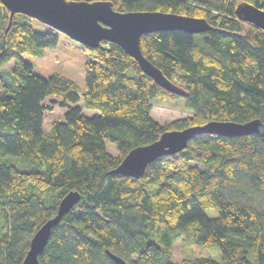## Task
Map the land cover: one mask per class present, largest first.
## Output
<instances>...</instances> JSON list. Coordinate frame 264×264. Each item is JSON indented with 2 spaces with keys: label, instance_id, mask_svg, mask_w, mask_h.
<instances>
[{
  "label": "trees",
  "instance_id": "16d2710c",
  "mask_svg": "<svg viewBox=\"0 0 264 264\" xmlns=\"http://www.w3.org/2000/svg\"><path fill=\"white\" fill-rule=\"evenodd\" d=\"M120 11L160 10L204 17L201 32L155 30L140 35L143 55L182 87L174 94L142 72L118 44L82 46L85 88L54 72L32 71L22 53L39 55L57 42L33 29L26 14L0 1V154L29 160L32 169L0 162V264H20L35 229L69 190L79 198L50 228L38 264H264V29L234 14L240 1L110 0ZM14 65L7 76L2 65ZM60 95L62 120L42 128L43 102ZM96 113L86 115L77 103ZM182 97L189 116L158 123L154 99ZM259 120L256 132L197 133L186 145L149 161L138 177L109 172L136 145L168 129L210 119ZM109 140L117 153L105 146ZM206 207L216 209L210 216ZM190 230L211 256L169 259L173 241Z\"/></svg>",
  "mask_w": 264,
  "mask_h": 264
},
{
  "label": "water",
  "instance_id": "95a60500",
  "mask_svg": "<svg viewBox=\"0 0 264 264\" xmlns=\"http://www.w3.org/2000/svg\"><path fill=\"white\" fill-rule=\"evenodd\" d=\"M9 10V20L15 12L23 13L67 35L82 46L96 47L101 40L118 44L138 63L143 73L149 75L164 89L177 94L185 90L166 78L158 67L142 53L139 40L142 33L183 29L201 32L212 26L204 17L160 10L120 11L112 7L110 0H0ZM234 14L241 20L264 29V9L247 1L234 7ZM259 120L244 122L229 119H210L203 124L181 129H168L155 140L133 146L109 172L138 177L147 163L159 155L170 154L183 148L197 133H215L235 136L256 132ZM76 190L67 191L58 201L56 212L41 223L30 236L28 248L20 264H38V254L44 248L50 228L61 215L79 198ZM118 264H128L118 255L106 250Z\"/></svg>",
  "mask_w": 264,
  "mask_h": 264
},
{
  "label": "rangeland",
  "instance_id": "374dc122",
  "mask_svg": "<svg viewBox=\"0 0 264 264\" xmlns=\"http://www.w3.org/2000/svg\"><path fill=\"white\" fill-rule=\"evenodd\" d=\"M30 24L34 30L38 32L53 31L58 39L54 46L43 48L39 55L22 53L21 57L27 60L32 65V71L42 76H48L51 73L58 72L72 79L79 87V93H82L85 88L84 82V63L88 59V54L81 45L69 38L64 33L51 28L50 26L36 20H30ZM14 58H10L2 65L1 73L7 76L9 70L14 65ZM62 97L60 95L48 94L44 97L43 102L50 107H46L43 112L42 128L49 130L51 123L54 120L63 119V111L65 106L61 104ZM82 104V98L77 102ZM152 109L150 116L158 123H166L172 119L184 116L181 112V105L184 104L182 97L171 101L154 99L152 101ZM179 108V109H178ZM82 110L86 114H90L88 108L83 106ZM106 149L111 154H116L115 144L109 140L105 142ZM0 162L12 164L19 169H32L35 167L29 160L13 154H0ZM206 213L210 216L216 214V209L206 207ZM211 256L217 259L219 256L217 248L208 249L198 243H194L190 236V230L187 229L184 233L178 236L172 243V250L169 259L178 262L183 256Z\"/></svg>",
  "mask_w": 264,
  "mask_h": 264
},
{
  "label": "crops",
  "instance_id": "0c3cea01",
  "mask_svg": "<svg viewBox=\"0 0 264 264\" xmlns=\"http://www.w3.org/2000/svg\"><path fill=\"white\" fill-rule=\"evenodd\" d=\"M78 101H79V100H78ZM78 101H77V102H78ZM78 104H79V103H78ZM152 105H153V104H152ZM79 106H81V109H82V104H81V105L79 104ZM179 108H180L181 112H183V113L185 114L184 116H181V117L189 116L190 113L184 110L183 105H181V107H179ZM179 108H178V109H179ZM151 109H152V106H151ZM151 109H150V112H151ZM88 110H89V113H90V114H86L85 112H83V110H82V112H83L84 114L88 115V116H89V115H92V114H94V113H96V110H95V109H90V108H88Z\"/></svg>",
  "mask_w": 264,
  "mask_h": 264
}]
</instances>
